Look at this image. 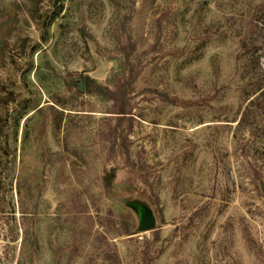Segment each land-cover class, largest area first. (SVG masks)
<instances>
[{"label":"rangeland","instance_id":"374dc122","mask_svg":"<svg viewBox=\"0 0 264 264\" xmlns=\"http://www.w3.org/2000/svg\"><path fill=\"white\" fill-rule=\"evenodd\" d=\"M0 264H264V0H0Z\"/></svg>","mask_w":264,"mask_h":264},{"label":"water","instance_id":"95a60500","mask_svg":"<svg viewBox=\"0 0 264 264\" xmlns=\"http://www.w3.org/2000/svg\"><path fill=\"white\" fill-rule=\"evenodd\" d=\"M139 226L142 231L151 230L154 227V218L152 215H144L139 220Z\"/></svg>","mask_w":264,"mask_h":264}]
</instances>
